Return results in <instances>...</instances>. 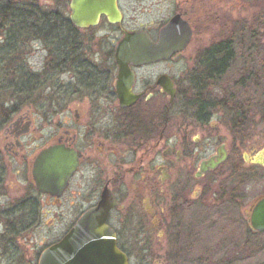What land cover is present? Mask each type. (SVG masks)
Segmentation results:
<instances>
[{"label":"flooded vegetation","instance_id":"obj_1","mask_svg":"<svg viewBox=\"0 0 264 264\" xmlns=\"http://www.w3.org/2000/svg\"><path fill=\"white\" fill-rule=\"evenodd\" d=\"M71 2L0 0V82L34 83L12 94L17 105L0 103V264L45 227L41 206L55 219L44 246L31 249L36 264L105 193L114 202L106 226L129 264L124 244L144 253L152 243L161 251L153 264L169 262L165 247L176 264H264V230L251 222L264 201V134L249 135L252 108L264 106V1L247 21L214 0H178L164 19H143V0H116L120 19L81 25ZM176 17L190 30L181 52L128 58L131 36L155 45ZM32 46L29 70L22 54ZM239 85L249 90L240 109L231 100ZM35 175H66L62 194L38 191ZM210 230L219 236L211 248L202 240Z\"/></svg>","mask_w":264,"mask_h":264},{"label":"water","instance_id":"obj_2","mask_svg":"<svg viewBox=\"0 0 264 264\" xmlns=\"http://www.w3.org/2000/svg\"><path fill=\"white\" fill-rule=\"evenodd\" d=\"M70 9L73 21L79 25L86 20L96 21L101 15L108 19H120L116 0H72ZM189 38L188 25L176 17L162 28L158 43L155 45L148 40L141 41L139 35L131 36L128 44L132 48L128 58L132 61L168 58L174 53L181 52L188 44ZM121 56L122 50H119V59ZM46 154H43V171L49 170L46 165ZM63 166V162L56 160L52 164V169L55 172L62 171ZM35 176L36 188L42 193L58 197L66 186V175ZM49 178L53 180V191L48 183ZM113 206L114 202L110 195L103 194L99 204L80 217L58 246L44 251L38 264H129L127 256L116 246L114 232L106 226L109 210ZM251 222L254 230H264V201L256 208Z\"/></svg>","mask_w":264,"mask_h":264},{"label":"rangeland","instance_id":"obj_3","mask_svg":"<svg viewBox=\"0 0 264 264\" xmlns=\"http://www.w3.org/2000/svg\"><path fill=\"white\" fill-rule=\"evenodd\" d=\"M143 1H144V4L142 5L146 8V10L149 11V14L146 15V12L144 13L145 15L143 14L144 15L142 17L143 19H164L165 16L171 13L172 10L176 7L178 0H143ZM214 2L216 5L228 6L231 16L235 17V19H244V20L250 21L252 19H255L258 16V8L256 7L259 6V0H214ZM31 48L33 49V51L29 49L28 51L22 54L23 55L22 65L26 67V69H29V70L31 69V67L34 68V56H33L34 46H32ZM249 69L251 68H248V71ZM237 71L238 69L236 68V71L232 72V75H234ZM12 94L13 93H10L9 91L1 92L0 93V103H3L7 106H11L13 104L17 105L16 103L17 97L16 96L14 97L13 96L14 94L13 95ZM257 97L258 96H255V100H257ZM262 98H264V94L262 95ZM32 99H34V97H32ZM232 103H233V100H232ZM263 107L264 106H261L260 108H257V109L256 107H254V109L252 108L251 110L253 113L254 120L256 121V125H257L253 127V132L249 133V135L253 137H256V135L258 134H264V131L261 132V130H264V108ZM260 123H262L263 126H259ZM231 132L232 134L238 135L237 131H231ZM51 215H52V212L50 208H48L47 206H41L40 217H41V221L43 218V223L47 222L45 224V227H43V224H41V222L39 223L40 224L39 227L34 231V238L32 237V243H29V238L33 236V235H30V236H26L25 240L14 244L15 248L19 251L18 252L19 255L12 254V252L8 248L7 252L9 253H7L8 254L7 256L2 257V258H5L2 264H30L29 262H33L34 264H36V258L35 257L33 258V250L31 249H34V253H35L36 250H40L44 246L45 241H48V237H49L48 231L50 232V229L48 228V226L51 224V222L49 221H51L52 219L53 220L55 219L54 217L51 219ZM191 218H192V215L191 216L186 215L185 221H189ZM59 228L60 227L56 226L54 230L59 229ZM215 232L217 231H214V230L208 231V234H204L203 239H202V240H207L208 244L211 243V245H209L210 248L213 245H215L214 243L219 241L217 240L219 236L215 234ZM212 238L215 240L208 241V239H212ZM256 243H257V240L252 239L249 246L247 247V250L252 251V252L257 251L258 248L255 246ZM135 246L136 245L134 244H124L125 249L130 253V257H131L130 261L132 264H153L154 255L156 253L158 254L161 253V251L158 250L159 244L157 243L146 245L150 251L149 252L147 251L144 253L138 252L135 249ZM176 246L178 249L180 244L177 243ZM206 246L207 244H204V247H203V244H201V247H203V249H206L207 248ZM163 253L169 257V262H168V259L166 258V261H165L166 264H176V263H173L177 260L176 257H174L176 255L175 252L168 253V248L165 247L163 249ZM191 263L192 261L188 256L186 260L179 261L178 264H191Z\"/></svg>","mask_w":264,"mask_h":264},{"label":"trees","instance_id":"obj_4","mask_svg":"<svg viewBox=\"0 0 264 264\" xmlns=\"http://www.w3.org/2000/svg\"><path fill=\"white\" fill-rule=\"evenodd\" d=\"M259 1L262 2L264 0H259ZM263 6H264V4H263ZM255 27H256V25L254 22L253 30L255 29ZM23 29H24V26H23ZM247 36L253 37L254 35L252 33H247ZM234 75L238 76L239 74H238V72H236ZM239 87H240V85H239ZM5 91H9L10 93H13V94L15 93L17 95L23 94V93H32L34 91V83H29V82H24V81H21L20 83L0 82V93L5 92ZM234 91H235L234 93L231 92L233 95V98L231 100H233V102L235 103L234 106L236 108H239V109L242 106H247V104L249 103V98L246 94H247V92H249V90L246 88L240 87L239 89L234 90ZM245 91H246V94H245ZM263 100H264V98H263Z\"/></svg>","mask_w":264,"mask_h":264}]
</instances>
